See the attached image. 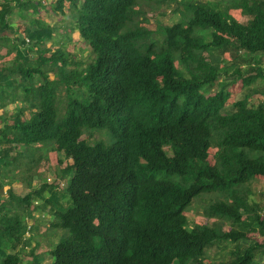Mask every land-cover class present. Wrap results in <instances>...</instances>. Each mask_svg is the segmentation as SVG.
<instances>
[{"label":"trees","instance_id":"1","mask_svg":"<svg viewBox=\"0 0 264 264\" xmlns=\"http://www.w3.org/2000/svg\"><path fill=\"white\" fill-rule=\"evenodd\" d=\"M42 2L5 0L0 32H14L10 16L28 18ZM66 2L70 32L80 33L95 58L86 68L69 70L63 46L46 48L56 28L43 20L31 21L36 30L24 29L30 45L15 38L37 58L30 63L28 50L27 56L17 50L15 58L26 85L24 108L32 113L23 119L22 109L2 132L0 264H21L20 253L30 244L29 220H36L37 211L47 212L50 227L70 233L51 250V264H204L210 248L227 242L238 246L222 264H264V219L240 191L264 177V102L249 104L258 93L249 87L264 79V0H229L226 11L184 0L176 9L177 23L159 22V40L128 26L144 15L137 0H57L55 12L68 16ZM231 9L241 10L247 22L235 20ZM199 29L212 31L210 42L196 35ZM214 51L234 55L233 81L249 89L230 113L223 112L225 86L212 96L203 92L228 75ZM36 75L43 82L34 89ZM87 132H105L107 140L90 144ZM211 148L217 149L214 165ZM48 150L64 155L62 180L34 189V169ZM22 165V176L29 174L19 180L28 194L18 196L10 186L4 198L1 192L10 184L3 179ZM216 192L230 201L210 205L205 216L229 220L234 228L189 227L187 208ZM251 232L263 242L240 248ZM4 242L20 252L8 253ZM31 257L29 264H41L33 251Z\"/></svg>","mask_w":264,"mask_h":264},{"label":"rangeland","instance_id":"2","mask_svg":"<svg viewBox=\"0 0 264 264\" xmlns=\"http://www.w3.org/2000/svg\"><path fill=\"white\" fill-rule=\"evenodd\" d=\"M57 0H43V8H39V12L37 14L32 13L31 17L27 18H18V15L14 13V19L16 22L19 23L21 29H26V33L29 30H36L37 27L32 25V20H43L52 28H56L54 32V37L48 43L46 42V48L50 49L51 52L58 49V46H63V49L67 55L68 60H70V65L68 67L69 70L74 69H83L90 65L95 56L92 53L90 47L81 39L79 32H70V25H71V18L69 17V2L65 3V13H68V16H62L61 13L55 12ZM80 3L83 0H79ZM184 0H137V10H144L146 13L140 18V23L135 24H128L129 27H139L143 31H150L152 32L151 40H159L162 38V34L159 30L160 21L165 26H171L177 23L180 19V15L176 13V9L178 8V4ZM202 4H208L213 8H219L223 11L228 10L229 0H196ZM151 5V6H150ZM139 7L141 9H139ZM152 7V8H150ZM229 14L237 20L239 23L244 24L247 22L248 17L244 16L241 10H229ZM18 19H21L18 20ZM67 34L68 37L66 36ZM211 30H197L196 35H200L204 38L205 42L208 43L211 41ZM27 38V36L24 34ZM16 38V37H15ZM21 38V37H20ZM23 38V36H22ZM42 48V47H41ZM215 57V62L219 65L220 68L223 70H227L228 75H222V77L212 84L206 85L203 87V92L207 96L214 95L221 87H226L229 92V99L226 104L225 110L223 112L230 113L234 110L233 104L241 99L244 98L246 94L249 93L248 88H244L241 81H233L234 77L232 76V72L234 70V61L232 57L234 55L228 53H224L223 55L219 54V52H213ZM220 55V56H219ZM51 53H47L45 58H49ZM37 58V53L35 52L34 59ZM61 66V65H60ZM261 67L264 70V57L261 58ZM245 71L246 68L242 67ZM43 70L45 73L49 74L51 79L56 78L55 72H52V69L49 66H44ZM36 85H39L43 82V78L41 75H36L35 79L33 80V88ZM250 89H255L258 91L256 95H254L250 100V105H258L261 102H264V79H258L256 82L249 87ZM35 89V88H34ZM16 89L13 91L15 92ZM10 93V92H9ZM9 93H6L8 96ZM14 98V96H13ZM64 110L62 107L61 112ZM33 112H35L33 110ZM59 112V116L63 117V113ZM31 115V112H28V116ZM90 144H95L98 141H106L107 136L105 132H95L89 133L87 132L84 136ZM50 149V148H49ZM217 152L216 148H211L209 151V162L214 165L215 159L214 155ZM42 154V163L34 169L37 172L35 178L33 180V188L37 189L39 186L46 182L47 184H51L53 182L59 183L62 180V169L65 168L67 162L64 161L63 154L56 153L53 151L48 150V152H43ZM63 161V164H59V161ZM26 170V167L22 165L18 170L14 172L7 173V178L10 184L7 186L12 187L13 191L16 192L19 196H26L28 194V190L24 184L20 183L19 179L23 180L24 178L28 177L29 173H25L23 176L22 174ZM21 172V173H20ZM68 176H71L68 175ZM7 190H4L5 197L7 198L6 194ZM241 195H245L249 199L250 204H256L260 211L261 219H264V177H257L254 179L250 184L245 185L240 189ZM226 197L218 192L216 193H207L203 194L200 197L196 198L193 203L187 208L185 211V215L188 220L189 227H194L196 225H209L212 228H216L220 232H229L234 227L229 220L220 219V218H206L205 212L210 205H213L217 202H227ZM38 216L42 219V221L33 222L34 228V237L30 240L31 236L25 234V239L30 241V244L27 249L24 246L23 250L20 253V260L22 261L21 264H29L32 260L31 257V250L34 252V256L37 257V260L41 264H51L52 263V256L51 250L55 248V246L65 237H69L70 233L68 230H60L56 228L50 227L49 217L47 212H38ZM45 218V219H44ZM51 218V217H50ZM47 219V220H46ZM236 229L239 231H246V229L242 226H237ZM31 235V234H30ZM253 241H258L259 243L263 242V238L258 234L251 232L248 234V240L242 241L240 244V248L244 249L247 246L253 244ZM6 245L7 251L10 254H14L17 251L20 252V249H12L10 245L4 242ZM238 244L236 243H221L216 244L212 248H210L206 255L204 256V264H215L219 263L222 264L225 261L230 260V252L234 250ZM259 260V259H258Z\"/></svg>","mask_w":264,"mask_h":264},{"label":"crops","instance_id":"3","mask_svg":"<svg viewBox=\"0 0 264 264\" xmlns=\"http://www.w3.org/2000/svg\"><path fill=\"white\" fill-rule=\"evenodd\" d=\"M4 1L5 0H0V5L3 4ZM32 13H26V14H28L29 17H31ZM15 15H18V14L16 13ZM15 15L12 14L10 16L11 27L13 28L14 32L13 31L0 32V151L5 148V144L2 143V132L5 130L6 127L13 124V121L15 117L17 116V114L22 109H25L24 108L25 106H27V103H25L24 101L25 96L23 93V90L26 89V85H24L23 79L20 77V75L16 73V66L17 67L19 66V62H15V58L17 55V50L20 52L24 51L25 53L23 54V56H27L26 51L28 50V48L22 47V45L19 44L20 42L18 43L17 41H15V37L16 39H18V37L19 38L21 37V40L22 39L25 40L26 38L23 35L24 30L21 29V26L19 25V23L16 22L14 19ZM18 20L21 21V19H18ZM28 51H29L28 53L29 60H30V63H32L34 56H35V52H31V50H28ZM35 87H37L36 83H35ZM16 88H18V90L13 92ZM29 88L30 89L32 88V85L30 83H29ZM6 93H9L8 96L6 95ZM28 112L32 113L30 109H27V110L25 109L23 119L30 118V116H28ZM3 180L5 183L9 182V180L5 178ZM19 182L20 183L18 184H21V181ZM6 188L7 186H4V189L1 192V196H3L4 198H6L4 194V190L8 191L10 187H8V189ZM7 191H6V194H7ZM7 197H8V194H7ZM38 212L39 211H37L35 215L36 220L35 219L29 220V223L32 227L34 224H36V222L42 221V219L38 216ZM32 233L33 234L30 239H33L34 237L33 229H32Z\"/></svg>","mask_w":264,"mask_h":264},{"label":"built area","instance_id":"4","mask_svg":"<svg viewBox=\"0 0 264 264\" xmlns=\"http://www.w3.org/2000/svg\"><path fill=\"white\" fill-rule=\"evenodd\" d=\"M25 42L28 44V43H30V40H29L28 38H26V39H25ZM31 227H32V226L29 224L28 229H27V232H26V234L29 235V236H32V234H33V233H32V229H31ZM30 234H31V235H30Z\"/></svg>","mask_w":264,"mask_h":264},{"label":"clouds","instance_id":"5","mask_svg":"<svg viewBox=\"0 0 264 264\" xmlns=\"http://www.w3.org/2000/svg\"><path fill=\"white\" fill-rule=\"evenodd\" d=\"M139 9H141L140 7H139ZM146 12L143 10L142 11V14H145ZM143 16V15H142ZM140 23V22H139ZM142 30V29H141ZM143 31V30H142ZM77 32V31H76ZM26 39V38H25ZM26 43V42H25ZM27 44V43H26ZM27 45H30V43H28Z\"/></svg>","mask_w":264,"mask_h":264}]
</instances>
